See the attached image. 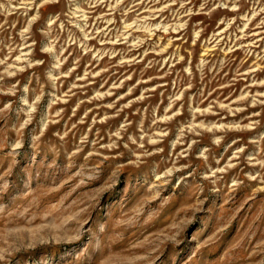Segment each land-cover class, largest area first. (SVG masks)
Returning <instances> with one entry per match:
<instances>
[{"label": "rangeland", "instance_id": "374dc122", "mask_svg": "<svg viewBox=\"0 0 264 264\" xmlns=\"http://www.w3.org/2000/svg\"><path fill=\"white\" fill-rule=\"evenodd\" d=\"M0 264H264V0H0Z\"/></svg>", "mask_w": 264, "mask_h": 264}]
</instances>
